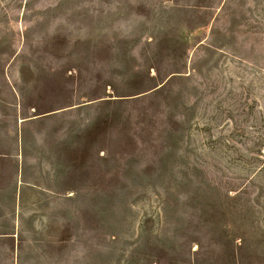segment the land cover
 Wrapping results in <instances>:
<instances>
[{
	"label": "rangeland",
	"instance_id": "rangeland-1",
	"mask_svg": "<svg viewBox=\"0 0 264 264\" xmlns=\"http://www.w3.org/2000/svg\"><path fill=\"white\" fill-rule=\"evenodd\" d=\"M0 264H264V0H0Z\"/></svg>",
	"mask_w": 264,
	"mask_h": 264
}]
</instances>
